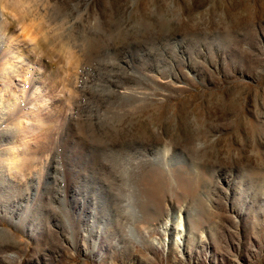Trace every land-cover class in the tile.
<instances>
[{
  "label": "rangeland",
  "instance_id": "obj_1",
  "mask_svg": "<svg viewBox=\"0 0 264 264\" xmlns=\"http://www.w3.org/2000/svg\"><path fill=\"white\" fill-rule=\"evenodd\" d=\"M0 2L49 88L0 264H264V0Z\"/></svg>",
  "mask_w": 264,
  "mask_h": 264
},
{
  "label": "bare ground",
  "instance_id": "obj_2",
  "mask_svg": "<svg viewBox=\"0 0 264 264\" xmlns=\"http://www.w3.org/2000/svg\"><path fill=\"white\" fill-rule=\"evenodd\" d=\"M15 30L0 12V120L16 119L12 127H0V179L17 167L18 156L26 152L28 134L34 132L30 120L47 114L49 108V88L41 84L42 77L35 65L40 61L33 56L27 37L20 35L21 31L15 35Z\"/></svg>",
  "mask_w": 264,
  "mask_h": 264
}]
</instances>
